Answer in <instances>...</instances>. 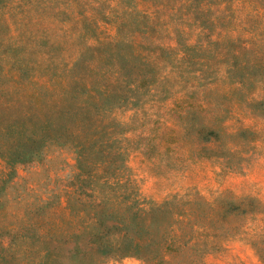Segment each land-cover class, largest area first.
Masks as SVG:
<instances>
[{
    "label": "rangeland",
    "instance_id": "obj_1",
    "mask_svg": "<svg viewBox=\"0 0 264 264\" xmlns=\"http://www.w3.org/2000/svg\"><path fill=\"white\" fill-rule=\"evenodd\" d=\"M119 55L133 59L122 71ZM118 78L135 103L94 115L115 138L108 187L94 163L80 174L70 142L16 162L0 141V264H151L117 250V224L91 229L101 198L114 213H211L213 237L163 264H264V0H0L2 123L6 102L20 114L61 84Z\"/></svg>",
    "mask_w": 264,
    "mask_h": 264
},
{
    "label": "trees",
    "instance_id": "obj_2",
    "mask_svg": "<svg viewBox=\"0 0 264 264\" xmlns=\"http://www.w3.org/2000/svg\"><path fill=\"white\" fill-rule=\"evenodd\" d=\"M133 57L137 62L135 66L138 70L150 72L147 64L138 60V57L134 55ZM109 58L108 61H111L112 53L109 54ZM131 60L133 59L129 56L119 55L118 61L122 62L117 65L119 71H122V67ZM152 75L144 74L142 81L151 82ZM123 83L127 81L118 78L116 85H113L105 80L102 83L83 87L81 90L75 89L74 93L70 92L66 85L61 84L54 94H49L44 100L35 96L30 97L31 100L23 101L24 110L20 114L12 112L11 106L14 105L12 101L6 102V108L10 113L6 115L4 123L0 119V141L11 143L16 162L34 158L48 142L62 144L70 142L77 152L80 174H84L85 168L90 163H94L92 166L94 175L91 176L99 177L101 185L108 187L110 183L105 179L104 174L108 173L113 165L114 154L110 146L115 144V138L109 135L110 132L103 130V127L94 125V115L116 104L135 103L129 100V95L126 93L134 90V86H123ZM39 85L48 86L44 82ZM207 133L212 135L215 131L210 130ZM109 202V198H101L92 203L91 229H94L101 217L109 220L110 226L114 228L117 224V239L120 238L121 243L123 242L117 250L147 252L146 258L151 264L167 262L166 257L172 252L198 251L203 239L213 237L210 230L213 221L208 218L211 216L209 212L202 215L198 210L195 212L191 208L173 212L170 202L167 201L147 211L132 210L131 212L129 209H123L126 213L122 214L114 213ZM192 217L197 219L196 223L193 222ZM183 227L188 229L182 230ZM61 256L63 253L60 252L48 253L44 264H63L64 258L62 259Z\"/></svg>",
    "mask_w": 264,
    "mask_h": 264
}]
</instances>
